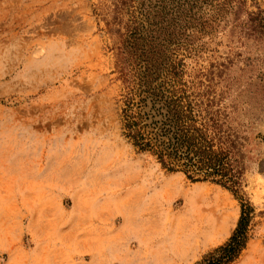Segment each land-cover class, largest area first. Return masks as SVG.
I'll return each instance as SVG.
<instances>
[{
    "label": "rangeland",
    "instance_id": "rangeland-1",
    "mask_svg": "<svg viewBox=\"0 0 264 264\" xmlns=\"http://www.w3.org/2000/svg\"><path fill=\"white\" fill-rule=\"evenodd\" d=\"M258 8L264 0H0V264H120L136 251L194 264L228 240L240 200L167 171L124 135L127 93L148 97L149 111L146 90L173 89L236 141L255 216L232 264H264Z\"/></svg>",
    "mask_w": 264,
    "mask_h": 264
},
{
    "label": "trees",
    "instance_id": "trees-1",
    "mask_svg": "<svg viewBox=\"0 0 264 264\" xmlns=\"http://www.w3.org/2000/svg\"><path fill=\"white\" fill-rule=\"evenodd\" d=\"M252 30L264 27V8L251 12ZM148 97L135 100L127 93L122 108L124 135L140 152H149L169 172H183L192 182L210 181L231 191L241 202V216L231 236L223 244L209 251L194 264H232L246 249L251 238L255 208L244 198V168L234 153L236 141L222 134L214 118L209 121L195 112L194 104L184 90H172L167 97L164 91L151 92ZM160 104V105H158ZM209 122H213L209 127ZM211 131L213 133H211Z\"/></svg>",
    "mask_w": 264,
    "mask_h": 264
},
{
    "label": "crops",
    "instance_id": "crops-1",
    "mask_svg": "<svg viewBox=\"0 0 264 264\" xmlns=\"http://www.w3.org/2000/svg\"><path fill=\"white\" fill-rule=\"evenodd\" d=\"M128 226V225H127ZM133 231H129L127 234V240H130L132 239L130 237V233H132ZM139 237V236H138ZM139 252H135L134 254H132L131 256L129 255H121V256H117L119 258V263L120 264H136V263H141V264H151V262H154V264H161L162 262L160 260H152L150 258V255H146L145 253H139L140 255H138ZM137 254V255H136ZM135 255V256H133Z\"/></svg>",
    "mask_w": 264,
    "mask_h": 264
},
{
    "label": "bare ground",
    "instance_id": "bare-ground-1",
    "mask_svg": "<svg viewBox=\"0 0 264 264\" xmlns=\"http://www.w3.org/2000/svg\"><path fill=\"white\" fill-rule=\"evenodd\" d=\"M127 182H129V183H137V184H141L140 186H141V188H137L136 187V185H134V187L133 188H135L136 190H138V191H140V192H138V193H144V191H145V193H146V191H147V189H148V187L145 185V181L143 180V178H142V175L141 174H139V173H137V172H133V171H129V174H127ZM146 178V177H145ZM149 180V179H148ZM140 181H142L141 183H140ZM139 187V186H138ZM161 193V192H160ZM155 199V198H154ZM153 199V200H154ZM123 214V213H122ZM123 216H124V218H125V222H126V226L128 225V223H130V217H129V215H128V213L127 212H124V214H123ZM136 264H141V263H136Z\"/></svg>",
    "mask_w": 264,
    "mask_h": 264
}]
</instances>
